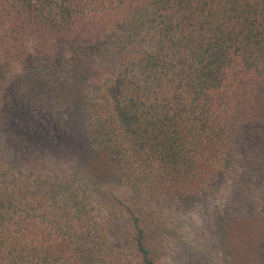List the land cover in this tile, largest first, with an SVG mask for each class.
Here are the masks:
<instances>
[{
	"label": "trees",
	"instance_id": "trees-1",
	"mask_svg": "<svg viewBox=\"0 0 264 264\" xmlns=\"http://www.w3.org/2000/svg\"><path fill=\"white\" fill-rule=\"evenodd\" d=\"M220 177L264 264V0H0V264H161Z\"/></svg>",
	"mask_w": 264,
	"mask_h": 264
},
{
	"label": "rangeland",
	"instance_id": "rangeland-1",
	"mask_svg": "<svg viewBox=\"0 0 264 264\" xmlns=\"http://www.w3.org/2000/svg\"><path fill=\"white\" fill-rule=\"evenodd\" d=\"M225 178L220 177L198 200L166 213L170 230L163 234L161 264H223L224 208L229 186Z\"/></svg>",
	"mask_w": 264,
	"mask_h": 264
}]
</instances>
